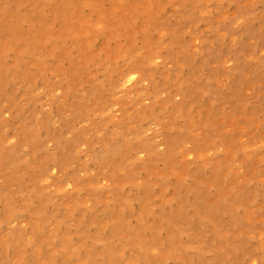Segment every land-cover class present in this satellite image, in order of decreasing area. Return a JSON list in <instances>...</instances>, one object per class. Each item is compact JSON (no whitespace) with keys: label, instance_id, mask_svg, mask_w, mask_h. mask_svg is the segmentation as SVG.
<instances>
[{"label":"rangeland","instance_id":"1","mask_svg":"<svg viewBox=\"0 0 264 264\" xmlns=\"http://www.w3.org/2000/svg\"><path fill=\"white\" fill-rule=\"evenodd\" d=\"M0 264H264V0H0Z\"/></svg>","mask_w":264,"mask_h":264}]
</instances>
